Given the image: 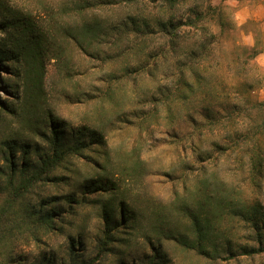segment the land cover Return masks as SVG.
I'll return each mask as SVG.
<instances>
[{
    "label": "rangeland",
    "instance_id": "rangeland-1",
    "mask_svg": "<svg viewBox=\"0 0 264 264\" xmlns=\"http://www.w3.org/2000/svg\"><path fill=\"white\" fill-rule=\"evenodd\" d=\"M76 1L0 0V21L12 23L7 32L0 29V40L27 46L9 74L1 69L0 81L12 80L19 92L21 115L2 123L0 141L20 136L42 142L31 129L46 127L49 116L68 130L97 131L104 141L59 168L54 175L64 179L61 184L32 197L81 198L85 182L112 187L86 195L90 202L69 215L50 252H62L73 235L81 237L85 258L94 256L102 205L109 202L124 205L132 223L124 230V253L103 264H145L154 246L167 264H264V254H239L257 245L256 231L241 214L255 206L264 214V0H194L171 11L148 0L133 7L124 0H90L101 4L85 13ZM208 4L218 7L216 13ZM197 10L207 13L204 23L215 41L188 26L170 52L160 34L142 51L131 50L139 38L130 30L119 46L96 42L87 51L78 41L85 22L110 28L136 18L156 29L158 20L186 21ZM26 24L34 33L24 30ZM38 44L40 61L33 56ZM200 55L198 64L191 61ZM12 98L0 88V99ZM206 186L218 198L211 238L220 254L209 258L178 241L194 238L190 214ZM45 251L15 249L26 264L38 263Z\"/></svg>",
    "mask_w": 264,
    "mask_h": 264
},
{
    "label": "trees",
    "instance_id": "trees-1",
    "mask_svg": "<svg viewBox=\"0 0 264 264\" xmlns=\"http://www.w3.org/2000/svg\"><path fill=\"white\" fill-rule=\"evenodd\" d=\"M148 1L154 8L161 7L171 11L194 0ZM140 2L142 0H124V3L131 7ZM98 4L101 2L97 1L94 5L90 0H78L74 6L81 13H85ZM208 8L213 13L218 10V7H212L211 4H208ZM221 15L219 17L222 20ZM207 19L206 12L197 10L195 17L188 18L186 21H174L171 18L158 20L156 29L147 21L141 22L136 18H130L128 21L110 28L103 26L99 20H93L83 24L78 41L80 47L87 51L96 42L99 44L111 42L113 46H119L123 41L121 34H126V30H130L137 40L139 38L131 50L142 51L149 41L148 39L160 34L168 38L170 44L169 49L164 52H170L176 48L180 38L183 37L182 30L185 26L200 32L204 41L206 39L214 40L216 36L211 34L210 27L204 23ZM225 24L224 21L221 22L223 31ZM31 26L26 24L24 30L34 33ZM11 27L12 23L9 20L0 21V29L3 32H7ZM129 37L127 36L128 39ZM40 46L41 44H38L39 51L33 55L39 61L42 56ZM207 47L203 43V49ZM25 48H27L26 45L16 46L0 40V75L1 69L8 73L12 70V66L25 56ZM160 56H156L155 63L159 61ZM202 56L196 58L191 56V61L198 64ZM133 72L131 71L129 74ZM0 88L8 94L14 95V98L9 100L0 99L1 128L2 123L8 118L16 119L21 113L18 110L19 92L15 89L12 80L8 79L5 82L1 80ZM31 130L35 136H39L42 142L26 141L20 136H7L0 141V264H26L27 261L19 258L15 249L27 245L46 250L36 264H103L109 255L123 254L126 240L124 230L131 226L132 218L129 214L130 211L125 209L124 205L120 204L118 208L117 205L109 202L102 205L103 229L95 244L94 256L86 259L82 253L84 245L81 237L73 235H68L62 252H50L49 247L52 246L53 241L65 234V225L69 222V215H74L77 208L90 202L86 195L110 191L112 187L103 181L85 182L81 198L71 193L64 197L45 196L34 202L32 197L39 194L40 190L52 185L53 182H57V184L63 182L64 179L54 175L59 168L71 158L81 156L86 150L94 151L97 146H103L104 141L97 131L87 127L68 130L65 124L52 116H49L46 127L33 125ZM208 188L206 186L201 192L203 200L195 210L196 212L190 214L194 238L182 236L178 241L182 246L209 258L217 257L220 253L211 238V222L214 220L218 198L214 193H210ZM241 216L256 231L257 245L241 247L239 254L247 257L263 255L264 214L255 206L242 213ZM230 248H227V253L233 256ZM145 264H167V257L160 246L152 248Z\"/></svg>",
    "mask_w": 264,
    "mask_h": 264
}]
</instances>
